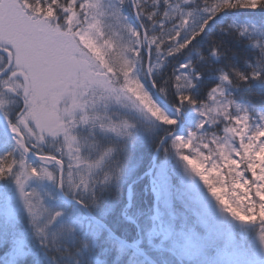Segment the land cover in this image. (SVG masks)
I'll list each match as a JSON object with an SVG mask.
<instances>
[{"label": "snow or ice", "instance_id": "obj_1", "mask_svg": "<svg viewBox=\"0 0 264 264\" xmlns=\"http://www.w3.org/2000/svg\"><path fill=\"white\" fill-rule=\"evenodd\" d=\"M194 2L147 0L149 8L145 0H133L137 15L158 25L162 34L150 35L147 28L125 25V40L107 30L101 0H0V96L9 97L7 102L0 100V110L15 141V150L0 156V178L15 174L22 194L30 198L24 191L27 180L52 179L50 166L55 165L61 186L66 176L74 194L87 189L90 174L101 161L82 158L74 130L80 123L101 119L88 114L98 88L103 89L102 99L126 97L160 123L178 125L180 119L162 108L137 77V65L146 55L151 71L153 47L161 54L180 53L226 9H264V0H203L207 19L183 39L195 15L184 5ZM261 75L251 74L252 78ZM221 79L231 82L226 73ZM153 87H158L155 81ZM174 87L178 89L176 113L182 117L190 105L201 116L196 131L175 138L181 158L227 211L241 221L260 224L264 233V125L254 126L249 115L236 114L221 86L211 89L205 101L188 90L195 82L187 75H177ZM11 105H15V117L8 111ZM107 126L117 133L126 127ZM215 126L218 129L209 134L208 129ZM50 145L56 151H47ZM33 152L45 163L43 169L28 165L27 156ZM74 199L86 207L84 200L76 195Z\"/></svg>", "mask_w": 264, "mask_h": 264}, {"label": "trees", "instance_id": "obj_2", "mask_svg": "<svg viewBox=\"0 0 264 264\" xmlns=\"http://www.w3.org/2000/svg\"><path fill=\"white\" fill-rule=\"evenodd\" d=\"M145 4L151 7L147 0ZM122 7L140 30L147 28L150 35L162 34L160 27L142 14L139 15L138 23L133 0H123ZM184 7L203 11L205 5L203 0H195ZM252 23L264 25V9H226L216 15L202 34L180 53L161 54L153 47L150 72L147 70V57H143L144 62L139 64V78L158 104L178 116L180 124L169 127L155 120L147 112H137L127 101L100 97L96 107H90L88 114L101 119L80 123L74 130L75 135L81 136L85 141V157L93 160L105 153H109V156L103 168L90 175L87 189H80L74 194L65 178V193L84 200L86 206L104 220L113 232L129 242L138 244L159 264H198L196 259L180 255L183 242L175 241L177 234L183 235L186 241L196 239L195 233L191 230H187L185 234L179 233V225L173 222L170 229L164 232L168 234V238L164 236L163 225L159 219L162 202H158L156 217L157 194L151 184V170L156 155L157 170L167 159L175 157L174 142L170 134L180 127V132L186 133L191 127L188 117L194 107L187 106L182 117L173 107L178 92L174 87L175 77L182 71L180 66L188 64L190 67L187 70L195 82V87L188 90L197 100L205 101L211 89L227 86L231 98L246 102L252 113L264 110V75L259 78L251 76L253 72L264 73V35L250 30L249 25ZM225 73L231 77L230 83L222 81L221 76ZM196 74H200L199 79H196ZM239 74L248 75L249 79L241 80ZM153 81L158 85L155 88L166 104L156 97ZM2 88L3 85H0V89ZM160 89H166V94ZM3 96H0V100L7 102L9 97ZM8 111L15 117V105L9 106ZM110 123L126 125L128 128L117 133L107 126ZM217 129L218 126H215L208 129V132L211 134ZM0 138L3 152L15 150L13 136L1 126ZM47 151L54 150L47 146ZM27 162L31 167H45L44 163L28 157ZM50 171L53 178L47 177L48 181L57 189L58 167L52 165ZM14 195H9L8 202H2L1 212L10 210L9 201ZM22 198L24 199L19 201L14 215H11L7 234L0 242V264H151L142 255L116 239L103 226L87 217L85 220L90 222L94 230L78 231L74 234L73 241H56L52 247L42 244L39 237H36V210L41 208L39 199L35 195L29 198L24 194ZM260 231V224L244 222L241 228H234L232 234L235 235L233 238L246 240L240 246L243 248L245 244H255ZM18 233L26 238L17 240L14 236ZM218 251L223 252L221 246L217 247Z\"/></svg>", "mask_w": 264, "mask_h": 264}, {"label": "rangeland", "instance_id": "obj_3", "mask_svg": "<svg viewBox=\"0 0 264 264\" xmlns=\"http://www.w3.org/2000/svg\"><path fill=\"white\" fill-rule=\"evenodd\" d=\"M122 2L123 0H101V6L102 11L105 13V21L108 25L107 30L109 33L118 32L120 33L119 38L127 40L128 33L124 27L125 25L135 27L137 30L140 29L128 17V14L124 12ZM194 11L193 24L189 29L185 30L183 39H186L192 31L197 30L200 24L207 19V13L204 11ZM249 28L264 35V25L259 26L256 23H252L249 25ZM138 70L139 64L136 70V75L139 78ZM180 75H187L190 81L193 79L187 69H183ZM222 88L236 114L249 115L254 126L264 125V110L256 114L252 113L246 102L231 98V92L227 86H222ZM103 95V89L98 88L90 107H96V103L99 102L98 99ZM120 100L131 103V107L137 112H145L126 97H122ZM161 107L164 108L163 106ZM167 111L178 118L176 114L169 110ZM188 118L190 119L191 126L188 132L181 133L180 127L173 135H170L174 142L175 157L167 159L163 166L158 170L156 168V172H153V185L160 192L159 200L162 202L163 207L159 219L163 225L164 236L168 238V234L164 232L170 229V225H173V222L179 225V230L177 229L179 233L185 234L187 230L195 233L196 239L192 238L186 241L183 235L179 236L180 234H177L175 241L177 243L183 242L180 255L196 259L198 264H264V238H262L264 237V233H262V230L259 232L255 244H245L243 248H240L246 240L242 241L241 239L233 238L235 235L232 234V231L234 228H241L245 221H241L234 217L231 212L227 211L225 206L208 189L204 181L181 158V153L176 147L175 138L181 135L187 136L189 132L198 129V125L201 122L199 110L197 108L191 110L190 117ZM126 128L128 126L122 127L119 133ZM78 137L82 158L91 162L101 161L100 166L94 169L90 175L95 174L103 168L109 153H105L98 159L90 160L83 153L85 141L81 136ZM49 147L56 151V147L51 145ZM4 154L5 151L3 152V149L0 147V156ZM66 183L72 189L70 183L67 181V177ZM15 186H17L16 190ZM24 191L37 196L41 204V208L36 210L38 227L36 237H39L42 244H48L52 247L56 241H73L74 234L78 231L90 232L91 229L94 230L90 222L85 220L86 216L79 207L69 204L59 197L57 189L54 185L50 184L47 176H41L40 179L35 177L28 179L24 186ZM10 194H15L11 197V201H9L10 210L8 212H1L0 210V242H2L1 240L7 234L12 213L14 215L15 209L19 206V201L24 199L22 198L23 194L20 187L16 183L15 174L9 175L7 178H0V205L2 202L7 201L8 198L10 199ZM155 214L157 217L158 212H155ZM155 232L157 231L155 230ZM14 238L22 240L26 237L18 233ZM218 246H221L222 253L217 252Z\"/></svg>", "mask_w": 264, "mask_h": 264}, {"label": "water", "instance_id": "obj_4", "mask_svg": "<svg viewBox=\"0 0 264 264\" xmlns=\"http://www.w3.org/2000/svg\"><path fill=\"white\" fill-rule=\"evenodd\" d=\"M134 7V6H133ZM135 15H136V19L137 21L139 22V17L135 11ZM147 70L149 71L148 67H147ZM150 72V71H149ZM154 93L156 95V97L161 100L163 103L166 104L165 100L160 96V94L158 93L157 89L154 87ZM0 125L3 127L4 130H6L9 134L10 131H9V128H8V124L5 122V119H4V114H3V110H0ZM174 134V132L172 133V135ZM12 135V134H11ZM163 141L161 142V145H162ZM27 157L29 158H32L34 160H37V161H40V162H43L41 161L38 157H37V154L36 153H31L29 154ZM157 160V157H155V162ZM44 163V162H43ZM155 170V164L153 165L152 167V172H151V175H153V172ZM60 172V170H59ZM64 183H65V179L63 181V186H61V180L58 176V184H57V192L59 194V196L61 197V199H63L64 201H66L67 203L69 204H74V205H77L79 206V204L76 203L74 197H70L68 196L65 191H64ZM155 189V188H154ZM155 192L157 194V202L159 200V197H160V192L155 189ZM80 207V206H79ZM81 210L84 212V214L86 216H88L91 220L95 221L96 223L100 224L101 226H103L106 230H108L116 239H118L119 241L123 242L124 244H126L127 246H129L130 248H132L134 251H136L137 253H139L140 255H142L145 259H147L151 264H159L153 257H151L148 253H146L145 251H143L141 249V247L138 245V244H135V243H132V242H129L123 238H121L120 236H118L115 232L112 231V229L109 227V225L104 221L102 220L101 218L97 217L95 214H93L89 208L86 206V207H80Z\"/></svg>", "mask_w": 264, "mask_h": 264}]
</instances>
